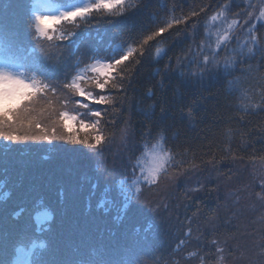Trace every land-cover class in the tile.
<instances>
[{
    "label": "trees",
    "instance_id": "16d2710c",
    "mask_svg": "<svg viewBox=\"0 0 264 264\" xmlns=\"http://www.w3.org/2000/svg\"><path fill=\"white\" fill-rule=\"evenodd\" d=\"M139 2L128 0L129 5ZM165 2L168 7L175 5L176 15H180L202 4L215 8L219 0H148L135 14L105 16L87 29L82 26L77 31L81 35L89 34L87 43L91 46L95 40L102 42L97 39L102 36L106 43L96 44L103 49L118 43L121 33L135 32L141 25L151 24L153 13L157 19L167 15L162 7ZM2 3L11 4L0 0V16L5 12ZM233 7L240 11L242 0H235ZM198 19L203 22L204 15ZM64 27L71 30V26ZM185 28L180 26L179 31L174 29L164 34L167 55L146 54L136 67L130 83L125 86L123 107L106 117L115 120V125L109 126L114 135L102 153L63 140L53 139L57 145L50 147L47 140L10 142L0 138V144H4L2 150L7 152H0V218L14 206L48 203L58 214L53 237L60 245L59 249L81 251L89 244H97L105 234L111 245L123 249L135 242L156 255H148V264H171L173 258H180L174 257L173 249L191 219L193 237L199 234V229L203 233L202 243L213 238L221 242L227 240L229 247L238 246L244 252L243 260H234L230 264H264V257L258 255L264 229L260 221L264 203L254 196L259 187L253 183L251 175L252 164L264 160L261 159L264 157V110L245 114L238 110L235 97L225 93L221 81L205 76L198 82L194 76L185 77L176 70V57L193 46L190 29L186 31ZM261 33L264 34V29ZM202 35L201 28L195 37L197 43ZM247 63L253 67L260 65V72L264 73V61L259 54ZM166 66L173 71L166 73ZM180 67L188 72L190 66L185 61ZM244 67L241 65L235 74L240 76V69ZM191 68L195 70L194 65ZM149 90L152 95L148 94ZM150 105L154 106L151 110ZM30 107L32 110L21 113L25 124L22 133L29 132L28 121L49 130L60 123L57 117L59 103L53 102L49 107L46 101L38 100ZM125 126L128 128L126 143L120 132ZM149 126L154 131L165 128L169 146L174 150L181 153L187 150L183 159L188 170L174 181H161L158 187L144 186L140 198L128 205L126 219H117L118 209H110L109 204L99 207L100 199L105 188H109L108 199H114L123 207L125 201L115 185L122 172L128 169L130 158L139 155L141 134ZM74 131L85 134L78 125ZM63 132L57 127V134ZM29 134L38 135L39 129L33 127ZM193 160L197 165L195 168L189 167ZM93 183L98 184V189L90 196ZM9 191L15 193L3 203L4 194ZM105 208L109 210L105 211ZM149 223L153 225L152 230L145 233ZM197 245L193 238L181 255ZM181 264H196V261L181 260Z\"/></svg>",
    "mask_w": 264,
    "mask_h": 264
},
{
    "label": "snow or ice",
    "instance_id": "6c2138e0",
    "mask_svg": "<svg viewBox=\"0 0 264 264\" xmlns=\"http://www.w3.org/2000/svg\"><path fill=\"white\" fill-rule=\"evenodd\" d=\"M147 3L148 0L132 5L128 0H12L5 5V12L0 16V138L10 142L63 140L102 153L114 135L109 126H114L115 120L106 117L123 107L125 86L130 83L136 67L146 54L167 55L164 34L174 29L179 31L180 26H186V31L190 29L193 46L176 57V70L182 76H194L198 82L205 76L221 81L225 93L235 97L238 110L245 114L264 110V73L260 72V65L253 67L247 63L257 54L264 61V34L261 33L264 0H242L240 11L234 10L235 0H219L215 8L202 4L180 15H176L175 5L168 7L165 2L162 7L167 15L157 19L153 13L151 24L141 25L135 32L121 33L118 43L103 49L89 45V34L81 35L77 31L82 26L87 29L105 16L135 14ZM202 15L203 22L198 19ZM65 25L71 26V30L65 29ZM201 28L203 35L197 43L195 37ZM185 61L190 66L188 72L180 67ZM241 65L245 67L237 76L235 71ZM170 71L173 69L166 66L165 72ZM148 94L153 93L149 90ZM38 100L46 101L49 107L53 102L60 104L57 111L60 123L49 130L28 121L29 132L35 127L40 134L22 133L25 124L21 113L32 110L30 106ZM68 104L73 105L75 114L67 110ZM95 105L105 107L96 108ZM148 107L151 110L154 106ZM145 114L148 115L147 110ZM188 115H192L191 109ZM76 125L84 135L74 131ZM57 127L64 132L57 134ZM120 132L126 143L127 126ZM141 137L139 155L130 158L128 169L122 172L115 185L125 201L123 207L108 199L109 188H105L98 205L117 208V219H122L128 205L140 198L144 186L158 187L161 181H174L188 170L183 159L187 150L181 153L170 147L165 128L154 131L149 126ZM145 160L151 161L147 168ZM189 167H197L194 160L189 162ZM174 169L179 171L174 172ZM260 188L254 196L264 203V181ZM97 189L98 184L93 183L90 196L95 195ZM4 195L7 197L10 193ZM23 212L24 209H20L13 216L18 218ZM260 221L264 224V216ZM191 225L189 219L186 231L173 249L174 257L180 258H173L171 264H181V260H194L196 264H230L245 258L244 252L238 246L229 247L227 240L221 242L213 238L202 243L203 233L197 229L199 234L193 237ZM39 227V224H25L6 229L0 237V264H144L135 242L123 249L119 245H101L90 251L58 250L50 239L37 246L33 237ZM152 227L149 223L145 233ZM193 238L198 242L197 247L181 255ZM258 249V255L264 257V229Z\"/></svg>",
    "mask_w": 264,
    "mask_h": 264
},
{
    "label": "rangeland",
    "instance_id": "374dc122",
    "mask_svg": "<svg viewBox=\"0 0 264 264\" xmlns=\"http://www.w3.org/2000/svg\"><path fill=\"white\" fill-rule=\"evenodd\" d=\"M119 142H121V140H119ZM55 143V144H54ZM3 143L2 144H0V146H1V150H0V152L2 153V154H6L7 152L5 151V150H2L3 149ZM57 145V141H51L50 142V147H53V146H56ZM5 149V148H4ZM145 167L147 168L148 166H150V164H151V161L150 160H146L145 161ZM253 166L251 167V175H252V177H253V183L254 184H256V185H258V187H259V191H261V188H260V184H261V182L262 181H264V160L263 161H259V162H257V163H253L252 164ZM59 179V178H58ZM7 193H10V195L9 196H7V197H3V203L5 202V200H7L13 193H15V191H9V192H7ZM10 209H12V207L10 208ZM47 214H41L39 217H45ZM262 216H264V211H263V215H261V217ZM123 217H124V214H123ZM123 219V218H122ZM131 227H133V226H131ZM144 252H146V250L144 251ZM147 254H146V256L147 255H149V254H152L151 252H146ZM153 255V254H152ZM156 255H153V257H155Z\"/></svg>",
    "mask_w": 264,
    "mask_h": 264
}]
</instances>
